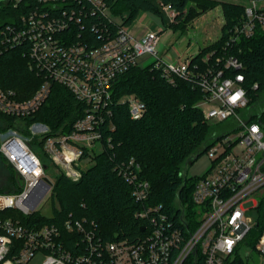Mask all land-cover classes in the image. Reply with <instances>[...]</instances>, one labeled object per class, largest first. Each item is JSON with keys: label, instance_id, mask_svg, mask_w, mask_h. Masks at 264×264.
<instances>
[{"label": "built area", "instance_id": "2783aa9c", "mask_svg": "<svg viewBox=\"0 0 264 264\" xmlns=\"http://www.w3.org/2000/svg\"><path fill=\"white\" fill-rule=\"evenodd\" d=\"M4 1L14 8L25 6L16 21L0 27V53L24 45L29 68L42 82L27 99H18L10 89L0 88V112L16 119L33 115L52 84L65 87L85 110L68 132L60 129L54 133L46 124L33 122L27 127L28 136L15 129L0 134V152L23 180L19 192H0V213L10 210L15 214L0 217V264H27L38 253L44 254L42 264H264V229L259 231L264 226V213L259 212L258 220L250 225L243 205L252 202L251 209H258L264 203V122L260 120L261 111L249 107L244 77L239 72L243 65L233 56L218 57L216 65L206 68L198 79L206 93L196 104L203 119L218 123L231 119L234 126L207 150L210 167L193 185L190 210L180 205L175 220L168 217L161 204L143 205L149 184L138 177V167L131 158L119 173L131 188L130 196L141 204L134 213L143 222L139 236L105 240L93 221L75 219L71 214L61 226L32 225L21 220L38 211L53 183L45 173L47 167L28 144L32 139L42 141L56 174L77 181L84 152L100 145L103 125L111 128V87L117 77L132 66L155 69L169 83L174 77L194 73L189 70L192 57L177 62L158 56L160 37L154 31L137 38L120 26L115 36L97 45L76 40L73 35L79 32L74 28L81 27L82 17L96 13L110 16L102 0ZM232 2L242 4L244 11L242 21L231 30L230 41L238 36L250 37L257 28L264 30V0ZM160 8L173 14L169 5ZM142 57L147 60L141 61ZM218 64L222 67L216 68ZM224 70L236 73L226 76ZM117 103L127 106L133 120L146 111L145 104L134 95L123 96ZM46 183L48 190L32 208ZM254 232L257 240L252 252H244L242 248L248 246Z\"/></svg>", "mask_w": 264, "mask_h": 264}, {"label": "trees", "instance_id": "16d2710c", "mask_svg": "<svg viewBox=\"0 0 264 264\" xmlns=\"http://www.w3.org/2000/svg\"><path fill=\"white\" fill-rule=\"evenodd\" d=\"M110 13L104 17L96 13L92 17H82L80 26L75 25L74 38L87 45L99 44L113 37L120 26L128 27L139 12H150L159 16L164 23L160 6L169 5L174 11L175 21H189L201 15L208 8L220 4L225 22L219 38L201 48L190 59L189 77H174L169 83L159 71L149 67L132 66L117 77L112 84L109 125H103L101 143L96 149L85 151L83 159L90 158L91 164H82L81 177L72 181L63 174H55L49 195L50 216L39 211L20 217L26 224L43 225L62 221L71 214L75 219L85 218L96 224V231L105 240L120 238L133 239L140 234L143 223L134 213L141 204L134 201L131 188L121 176L120 169L132 158L137 165L138 177L149 184V195L143 205H162V210L170 219H177L179 207L191 209L190 196L196 178L182 175V167L192 164L200 155L207 152L216 139L223 136L203 119L196 104L206 93L199 86V77L206 68L216 65L218 57H236L243 65V86L249 98V107L260 108V120L264 122V30L257 28L250 37L238 36L230 41L234 25L242 21V4L220 0H102ZM192 3L189 7L188 4ZM25 6V4H22ZM9 3L0 6V27L16 21L22 12ZM120 17V23L115 18ZM173 22L166 24L172 27ZM96 28L92 31L91 28ZM176 30V28H175ZM208 60H204L206 55ZM24 45L15 46L0 53V88L13 91L18 99L31 97L42 78L29 68ZM222 67L218 64L216 68ZM224 74L236 73L224 70ZM253 85H256L253 88ZM134 95L146 106L141 118L133 120L127 106L117 101L123 96ZM85 105L77 101L63 86L52 84L47 98L39 110L23 119H16L0 112V134L15 129L28 136L27 127L33 122L46 124L51 132L71 130L75 120L84 115ZM17 124V126H15ZM17 127V128H16ZM32 139L31 141H34ZM42 146V141L36 139ZM30 144V143H28ZM17 183L16 193L21 190V179L13 167L4 159ZM10 172V171H9ZM0 192H3L0 190ZM7 193V192H3ZM264 213V203L258 207ZM14 217L13 211L5 210L0 217ZM259 226L260 221H258ZM264 229L260 226L259 231ZM257 232V231H256ZM247 241L253 247L257 238Z\"/></svg>", "mask_w": 264, "mask_h": 264}, {"label": "rangeland", "instance_id": "374dc122", "mask_svg": "<svg viewBox=\"0 0 264 264\" xmlns=\"http://www.w3.org/2000/svg\"><path fill=\"white\" fill-rule=\"evenodd\" d=\"M220 1L232 2V0H220ZM191 5H192V3L188 4L189 7ZM164 10H167V9H164ZM164 12H166V11H164ZM207 12H209V13L211 12V13L206 18H203L204 20L205 19L208 20V18L210 17L214 21L219 20L223 25V23L225 22V16H224V12H223V9H222L220 4H217L211 8H208L202 14L207 13ZM201 15L194 17L193 19H191L189 21H184V20L175 21L174 20L175 13L173 11V14H170V20H172V22H173L172 27H170V28H172V29L176 28V30H174V31H176L177 33H175V35L171 39H173V41L176 40L177 37H179L181 35V33H183V32L190 33L191 29L194 26L193 25L194 22ZM163 16H164V14H163ZM150 17H152V19H154L155 21L159 20V18H157V16L154 14L152 15V13H151ZM115 19H116V21H118L120 23V17L115 18ZM218 24H219V22H218ZM177 29H179V31L181 33ZM188 36H190V34H188ZM126 98H124V99H126ZM258 110L260 111L259 107L257 108V111ZM230 120L231 119H228L222 123H218L215 120H209L208 124L210 126H212V128H214L218 134H221L224 131H229L230 129L233 128L234 123L231 122ZM15 126H17V124ZM18 133H20V132L18 131ZM0 143H1V141H0ZM29 145H30L31 149L36 153V155L40 158L42 165L47 167L45 169V173L53 181V179L55 178L56 171L53 169L52 164H51L50 160L48 159V157L45 155L42 147L37 144L36 139L34 141H31ZM96 146H97L96 147V149H97L99 147V145H96ZM2 158H3L2 153L0 152V190L3 192L11 193V192H14L16 190L15 188H17V183H14L15 180L11 176V173H13V172L6 168L5 163H4ZM84 163H85V167H86V165L88 163L89 164L92 163V160L90 158H86L83 160V164ZM210 163H211V161H210L208 154L204 153V154L200 155L192 164H190L186 167H182L181 173H182V175H185L187 178H193L194 177L197 179V177H200L201 175H203L206 172V170L210 167ZM20 181L22 184L23 180H20ZM243 205H244V208L246 209V213H245L246 217L250 219L249 224L253 225L255 223V221L258 220L257 218H259V210L257 208L251 209L252 202H247ZM38 211L41 213V215L50 216L51 209H50V203H49V196L45 200H42V203L39 204ZM250 249H251L250 246H245V248H242V250L244 252L245 251L252 252ZM43 260H44V254L38 253L27 264H42Z\"/></svg>", "mask_w": 264, "mask_h": 264}, {"label": "crops", "instance_id": "0c3cea01", "mask_svg": "<svg viewBox=\"0 0 264 264\" xmlns=\"http://www.w3.org/2000/svg\"><path fill=\"white\" fill-rule=\"evenodd\" d=\"M153 1L157 3L156 0ZM161 11L164 14V23L159 16H157V18H159L157 21L152 19V17H150L151 13L147 11L139 12L132 24L127 27L129 32L137 38L148 31L157 32L160 37L158 51V56L160 58L179 62L184 58L193 57L197 51L214 42L220 36L222 23L219 20L214 21L210 17L208 20H204L203 18H206L211 13L207 12L196 19L190 33H181L179 29H177L181 35L173 41L171 38H173L177 32L174 31L175 29L166 25L172 22V20H170V14L172 13L170 10H164L166 11L164 12L161 9ZM188 34H190V36H188ZM140 60H147V57H142Z\"/></svg>", "mask_w": 264, "mask_h": 264}, {"label": "water", "instance_id": "95a60500", "mask_svg": "<svg viewBox=\"0 0 264 264\" xmlns=\"http://www.w3.org/2000/svg\"><path fill=\"white\" fill-rule=\"evenodd\" d=\"M2 0H0V4H1ZM49 188V184L46 183L44 189L39 193V195L37 196V198L35 199L33 205H32V208L37 204V202L42 198V196L45 194V192L48 190ZM144 227H140L139 230L140 231H143Z\"/></svg>", "mask_w": 264, "mask_h": 264}, {"label": "snow or ice", "instance_id": "6c2138e0", "mask_svg": "<svg viewBox=\"0 0 264 264\" xmlns=\"http://www.w3.org/2000/svg\"><path fill=\"white\" fill-rule=\"evenodd\" d=\"M229 246H231L230 242H229Z\"/></svg>", "mask_w": 264, "mask_h": 264}, {"label": "bare ground", "instance_id": "6f19581e", "mask_svg": "<svg viewBox=\"0 0 264 264\" xmlns=\"http://www.w3.org/2000/svg\"><path fill=\"white\" fill-rule=\"evenodd\" d=\"M9 154H11L10 152H9ZM14 156V155H13Z\"/></svg>", "mask_w": 264, "mask_h": 264}]
</instances>
